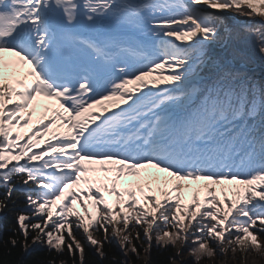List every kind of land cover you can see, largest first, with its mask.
Here are the masks:
<instances>
[{
    "label": "snow or ice",
    "instance_id": "snow-or-ice-1",
    "mask_svg": "<svg viewBox=\"0 0 264 264\" xmlns=\"http://www.w3.org/2000/svg\"><path fill=\"white\" fill-rule=\"evenodd\" d=\"M257 55L264 0H0V212L24 194L9 230L45 249L29 264H85L77 232L103 259L109 229L137 259L264 249Z\"/></svg>",
    "mask_w": 264,
    "mask_h": 264
},
{
    "label": "trees",
    "instance_id": "trees-1",
    "mask_svg": "<svg viewBox=\"0 0 264 264\" xmlns=\"http://www.w3.org/2000/svg\"><path fill=\"white\" fill-rule=\"evenodd\" d=\"M238 18L245 22L246 24L249 23L244 17L238 16ZM225 20L228 24L236 29H239L241 26H237L234 24L232 19L225 17ZM251 39V38H250ZM251 48H255V43H251ZM219 56H224L226 54V50L221 47V45L217 44V48L215 50ZM248 71L251 75L256 76L257 78H264V60H262L258 55L254 58V62L248 66ZM5 193L4 188H0V199H3ZM15 198V203H9L8 207L3 211L0 212V264H29L31 260L34 259L35 254L37 252L43 254L45 249L43 248H35L29 253H23L20 242L23 240L22 236H15L13 237V232L9 230V225L12 228H16V221L15 215L20 211H27L24 194L21 191H14L13 193ZM18 231V229H17ZM137 231L141 232L140 240L137 241L135 239L136 232H130V239L132 243L137 246V248H144L147 247L146 242L144 241L143 232L141 229H137ZM128 234V233H125ZM77 239L84 245L85 248V264H121V261H127L128 264H181L182 259L171 260L169 262V256H172L176 252V247L172 248L169 247L167 249H160L153 244L151 249V253L140 251L139 258L137 259L136 256L129 254L127 257L124 256V253L121 251L118 241L112 237L111 230L109 229L108 233V242H105V236L102 232H95L94 238L100 241L103 244V251L105 256L103 259L96 253L95 248L90 247L87 242L85 241L83 234L80 232L76 233ZM9 237H13L17 239V244L12 246L9 242ZM191 240V238L189 239ZM260 242L264 244V234H260ZM178 245V244H177ZM193 245L188 243L185 246L184 253L182 254L183 257L187 258L184 260L185 264H192V258L188 253V249L192 248ZM211 247L215 248V242L211 244ZM230 248L231 254L230 256V263L229 264H241V260L236 256V252H233ZM251 257H258L261 260V263H264V249L260 251H256L251 249ZM57 259L60 264H73L72 258L68 256L67 250L64 251L62 255L57 256L56 253H51L45 257V259ZM145 258V260L143 259ZM216 253L214 251V256L211 259L210 257L202 258L199 264H217Z\"/></svg>",
    "mask_w": 264,
    "mask_h": 264
},
{
    "label": "rangeland",
    "instance_id": "rangeland-1",
    "mask_svg": "<svg viewBox=\"0 0 264 264\" xmlns=\"http://www.w3.org/2000/svg\"><path fill=\"white\" fill-rule=\"evenodd\" d=\"M225 17H227V18H229V19H232L233 18V20H234V23H235V25H237V26H243L244 24H246L245 22H242L239 18H238V16H234V15H232L231 13H226V14H224V18ZM216 48H217V45H214L213 46V49H214V51L216 50ZM191 237H189V239H190ZM115 239V238H114ZM116 241H117V239H116ZM181 247V245L180 244H178L177 246H176V251H177V249H179ZM225 249H226V251L222 254L221 253V250H220V247L219 246H217V244L215 243V248H214V250H215V253H216V258H217V264H229L230 263V254H231V252H230V248H232V247H235L234 245L233 246H229V245H227V244H225L224 246H223ZM232 250V249H231ZM236 256L241 260V264H262L261 263V260L260 259H258V257H251V249H248V250H246V251H242V250H240L239 248H237L236 249ZM183 253H184V251H183ZM182 253V254H183ZM214 256V255H213ZM213 256L212 257H210L211 259L213 258ZM144 260H145V258H143ZM180 259H182L183 261L185 260V259H187V258H185V257H183V255H181L180 256ZM180 259H178V260H180ZM177 260V261H178ZM213 264V263H212ZM264 264V263H263Z\"/></svg>",
    "mask_w": 264,
    "mask_h": 264
},
{
    "label": "bare ground",
    "instance_id": "bare-ground-1",
    "mask_svg": "<svg viewBox=\"0 0 264 264\" xmlns=\"http://www.w3.org/2000/svg\"><path fill=\"white\" fill-rule=\"evenodd\" d=\"M39 103L41 104V105H43V104H46V103H49L48 101H46V100H44L43 98H40L39 99ZM52 103H54V102H52ZM179 258H177V260H178Z\"/></svg>",
    "mask_w": 264,
    "mask_h": 264
}]
</instances>
